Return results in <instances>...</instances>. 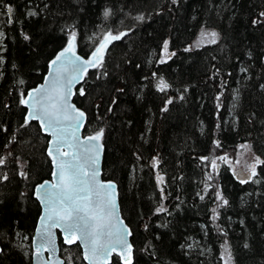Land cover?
I'll return each instance as SVG.
<instances>
[{"label":"trees","instance_id":"1","mask_svg":"<svg viewBox=\"0 0 264 264\" xmlns=\"http://www.w3.org/2000/svg\"><path fill=\"white\" fill-rule=\"evenodd\" d=\"M261 13L264 0H0V264H30L33 188L52 171L48 137L25 122L21 97L73 32L84 58L109 32L126 33L73 102L83 135L103 129L102 177L116 183L132 264H224L229 253V264H264ZM202 31L216 43L193 47ZM243 143L261 162L241 183L219 158ZM58 246L64 264H85L77 243Z\"/></svg>","mask_w":264,"mask_h":264},{"label":"snow or ice","instance_id":"2","mask_svg":"<svg viewBox=\"0 0 264 264\" xmlns=\"http://www.w3.org/2000/svg\"><path fill=\"white\" fill-rule=\"evenodd\" d=\"M175 3V0H173ZM8 13H12V7L7 8ZM110 14V10L106 9L104 12V16ZM28 15H35V13L29 12ZM264 16V13H261ZM137 19H143V17H137ZM253 23H256L254 21ZM3 35V33H0ZM126 35V33H120L118 35H113L111 32L106 34L99 45L95 48V50L91 54V59L86 61H81L84 65V69H77L74 67V71L77 70H86L88 67H97L102 66L104 59V52L107 49L108 45L112 41H118L122 38V36ZM211 39H207L208 37ZM217 33H206L201 32L200 37H198L197 41L194 43L193 47L202 46V44L207 40L208 43L215 44L216 43ZM28 37L25 36V39ZM76 34L75 32L69 38V42L67 47L57 55L56 59L51 62V65H55L57 61H60L63 57H65L68 53H71L73 57H75L76 61H80L79 57H76L74 45H75ZM168 42H164V51L167 52ZM186 51L188 49H185ZM69 63H73V61L69 60ZM164 59L161 60V63H164ZM50 65V67H51ZM155 75V74H154ZM75 79V77H73ZM72 81H67V85H71ZM64 87V85L57 81L53 82L52 88L50 90H43L42 88L35 89L34 91L38 94H41V100L44 103L40 106V112L47 121V129H50L53 133L57 134V146L56 151L59 153L61 141L63 140V133L65 129L62 127V121L68 119H74L75 121H82L84 117V113L72 108L73 111L76 112L74 117H70L68 115V109L72 106L68 104L67 99L64 98V94L60 92V89ZM158 90L163 92L169 85L160 78L159 84L157 85ZM81 95H83V89H81ZM29 96L32 93H28ZM27 101L22 100L21 103H26ZM172 101L169 100L168 103ZM39 103V101H38ZM32 118H38L36 115H32ZM43 126V121H42ZM74 127H79V124H76ZM74 135V132H73ZM103 136V129H100L95 135L88 137L87 139L91 141H99ZM68 147H72L71 144ZM99 145L93 144L90 145L86 149L87 159L95 164L98 160V149ZM241 147H247L246 145H241ZM49 155H52L51 150L49 151ZM65 156H71V153L65 152ZM207 159V158H204ZM221 160H226V157H220ZM259 159H257V163H260ZM3 159H0V164H3ZM212 167H216L215 161H212ZM58 172H54L53 175L59 177V183L52 184L50 190H46L43 196V202L48 207L49 215L47 217H42V219H46L51 221V226L55 227L59 224L60 221H65V228L67 229L70 235H74L75 233H80V236L83 238L86 247L90 248L93 256L97 255H106L109 252L115 251L116 246L119 245L123 250H125L128 255L125 259V264H132L131 260V245L127 243L124 238V232L127 230L115 234V239H111L114 235L112 232V225L110 224V218L112 217V209L115 208V202L111 194V190L114 189V185L111 183L107 185H101L99 182H96V186L99 189H108L107 199L102 200V202L97 203L94 207L92 206L91 201V188L87 186V182L84 180V177L88 176L89 173L85 171L84 165L79 163V157L73 156L72 160H61L57 165ZM98 175V171L93 168L91 171L90 179L95 181L96 176ZM252 176L256 175L255 169H252ZM158 182L162 183L163 178L158 177ZM246 182L245 180H241V183ZM47 183V182H45ZM40 189H44L45 185L42 184L39 186ZM83 193V195H82ZM99 195V193H97ZM203 199V197H201ZM217 199H223L220 193H217ZM228 201L224 200V204H227ZM164 209L160 208L157 211H163ZM215 212V209H213ZM213 219H216V216H213ZM130 235V233H128ZM103 237H108V242L102 243L101 240ZM74 239H66V243L72 244L74 243ZM225 252H228L227 242L223 246ZM247 247V245H245ZM87 258V257H86ZM223 258V257H222ZM231 260V253L228 254V259H225L224 264H229Z\"/></svg>","mask_w":264,"mask_h":264},{"label":"water","instance_id":"3","mask_svg":"<svg viewBox=\"0 0 264 264\" xmlns=\"http://www.w3.org/2000/svg\"><path fill=\"white\" fill-rule=\"evenodd\" d=\"M68 43L65 45L64 48L60 49L53 57L49 60L47 64V70L44 74L41 82H39L34 87L29 88L24 97L21 99L27 101L26 103H21L23 107L26 108L25 114V121L31 122L35 121L38 123L41 132L48 136V145L46 153L51 160L52 171L50 175V179H46L41 183H38L33 188V197L38 201L40 206V214L37 218L36 225L34 232L31 236V256H30V264H64V260L59 255V247H58V236L61 238L62 242L69 246L71 244L66 243V239H74V243H78L81 248L82 259L85 264H110L111 259L114 255L118 256L120 262L125 264V259L127 258L128 253L123 250L119 245L116 246L115 251L109 252L106 255H97L93 256L90 248L86 247L83 238L80 236V233H75L74 235H70L65 228V221H60L59 224L55 227L51 226V221L42 219V217H47L49 215L48 207L43 202L44 192L46 190H50L52 184L59 183V177L54 176V172H58L57 165L60 163L61 160H72L73 156L79 157V163L84 165L85 171L89 173L88 176L84 177V180L87 182V186L91 188V201L92 206L94 207L97 203L102 202V200L107 199V192L108 189H99L96 186V182L98 181L101 185H107L111 183L114 185V189L111 190L112 197L115 202V208L112 209V217L110 218V224L112 227V232L114 233L111 239H115V234L123 231L126 229L127 231L124 232V238L126 239L127 243L131 245L130 237L131 231L127 224L125 223L123 217L121 216L120 206H119V196L117 191V186L114 181L106 180L102 177V160L104 154V146L102 144V139L97 141H89L87 138L93 136L91 135H83V126L86 121V116L82 121H75L74 119H68L62 121V127L65 129L63 133V140L61 141L60 151L59 153L56 151L57 146V134L53 133L50 129H47V121L44 120L41 112L40 106L44 101L41 100V94L36 93L34 90L38 88H42L43 90L47 91L52 88L54 81L61 82L64 87L60 89V92L64 94V98L67 99V102L72 107L68 109V115L70 117H74L76 112L72 110V108L80 110L73 102L75 88L81 84L85 74L96 67H88L86 70H77L74 71V67L77 69H84V65L81 61H86L91 59V54L84 58L76 52L75 45L74 50L76 57L80 58V61H76L75 57L72 56L71 53H68L65 57H63L60 61H57L55 65H51V62L56 59L57 55L61 53L66 47ZM108 48V47H107ZM95 50V49H94ZM93 50V51H94ZM107 50V49H106ZM105 50V51H106ZM92 51V52H93ZM105 54V52H104ZM71 60L73 63H69L68 61ZM51 65V67H50ZM75 77V79H73ZM71 80V85H67V81ZM32 93L31 96L28 93ZM39 101V103H38ZM84 113V112H83ZM36 115L38 118L33 119L32 115ZM43 121V126H42ZM76 124H79V127H74ZM74 132V135H73ZM99 145L97 152H98V160L95 164H92L87 159L86 149L93 144ZM71 144L72 147H68ZM51 150L52 155H49V151ZM68 152L71 153V156H65L64 153ZM95 168L98 171V175L96 176L95 181L90 179L91 171ZM237 180H250L251 176L248 173H244L242 170H238L234 174ZM47 182V183H45ZM44 184L45 188L40 189L39 186ZM99 193V195H97ZM83 195V193H82ZM130 233V235L128 234ZM108 237H103L101 242L106 243L108 242ZM73 244V243H72ZM132 246V245H131ZM87 257V258H86ZM131 260L133 261V251L131 247Z\"/></svg>","mask_w":264,"mask_h":264},{"label":"rangeland","instance_id":"4","mask_svg":"<svg viewBox=\"0 0 264 264\" xmlns=\"http://www.w3.org/2000/svg\"><path fill=\"white\" fill-rule=\"evenodd\" d=\"M200 34L198 35V37H200ZM197 39L195 40V42L197 41ZM207 39H211V37L209 36ZM204 43H207V40H205ZM168 55H170V52L167 48L166 53L165 51H163V57H166ZM241 145H246L247 147H241ZM241 145L237 147L235 152L226 156L227 159L224 161L230 167L233 174H235L238 170H242L244 173L251 174L252 169L255 168L257 164V158L251 153L250 147L247 143H243ZM26 253L29 254L30 251L28 250Z\"/></svg>","mask_w":264,"mask_h":264}]
</instances>
